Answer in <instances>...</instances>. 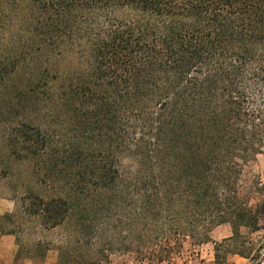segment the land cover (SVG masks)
Returning <instances> with one entry per match:
<instances>
[{
  "label": "trees",
  "instance_id": "1",
  "mask_svg": "<svg viewBox=\"0 0 264 264\" xmlns=\"http://www.w3.org/2000/svg\"><path fill=\"white\" fill-rule=\"evenodd\" d=\"M262 153L264 0H0L15 260L168 264L187 242L248 258L220 250L259 228L239 186Z\"/></svg>",
  "mask_w": 264,
  "mask_h": 264
},
{
  "label": "rangeland",
  "instance_id": "2",
  "mask_svg": "<svg viewBox=\"0 0 264 264\" xmlns=\"http://www.w3.org/2000/svg\"><path fill=\"white\" fill-rule=\"evenodd\" d=\"M61 60L60 64H64ZM129 162L126 161V166ZM11 163L0 156V170L2 175H11ZM23 170V169H21ZM0 196V214L11 212L14 209V201L10 199L11 191L2 183ZM264 153L259 154L254 160L244 165L240 178L239 191L243 199L253 208L258 210L259 228L253 229L249 227L241 228V236L235 237L229 244L222 247L220 255L226 253L225 249H235L238 252H244L248 258L239 254L228 253L225 264H261L264 261ZM226 226L228 234L232 236L230 225ZM217 240L222 238V234L216 232ZM18 246L15 237L12 235H2L0 233V264H55L57 260V252L49 251L47 257L42 262H35L32 259L25 258L26 252L21 254L20 260H15ZM2 256V257H1ZM13 256V262L7 263L6 260ZM2 261V263H1ZM222 263V262H220ZM110 264H138L134 260L131 253H115L111 256ZM168 264H215V249L212 242L203 244L202 246H192L190 242L185 244L180 255H175L173 261Z\"/></svg>",
  "mask_w": 264,
  "mask_h": 264
},
{
  "label": "crops",
  "instance_id": "3",
  "mask_svg": "<svg viewBox=\"0 0 264 264\" xmlns=\"http://www.w3.org/2000/svg\"><path fill=\"white\" fill-rule=\"evenodd\" d=\"M223 225H229V224H223ZM223 225H220V226L216 227V228L213 230V232H212V234H211L213 241H222L223 239L230 237V234H228V230H227V228H224V227H226V226H223ZM216 232L222 234V238H221L220 240H217V239H216V237H215V233H216ZM212 243H213V242H212ZM213 244H214V243H213ZM1 257H2V256H1ZM13 260H14V259H13V256H12V257L9 256V258H7L6 262H7V263H9V262H13ZM1 263H2V261H1Z\"/></svg>",
  "mask_w": 264,
  "mask_h": 264
},
{
  "label": "water",
  "instance_id": "4",
  "mask_svg": "<svg viewBox=\"0 0 264 264\" xmlns=\"http://www.w3.org/2000/svg\"><path fill=\"white\" fill-rule=\"evenodd\" d=\"M261 264H264V261Z\"/></svg>",
  "mask_w": 264,
  "mask_h": 264
}]
</instances>
